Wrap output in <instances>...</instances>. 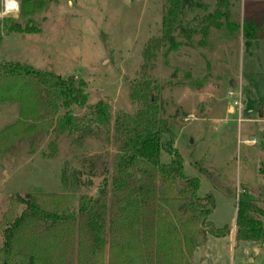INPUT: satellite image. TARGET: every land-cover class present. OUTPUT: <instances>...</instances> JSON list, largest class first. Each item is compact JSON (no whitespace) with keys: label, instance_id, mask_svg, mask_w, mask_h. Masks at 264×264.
<instances>
[{"label":"rangeland","instance_id":"1","mask_svg":"<svg viewBox=\"0 0 264 264\" xmlns=\"http://www.w3.org/2000/svg\"><path fill=\"white\" fill-rule=\"evenodd\" d=\"M4 1L0 59L83 80L86 104L71 111L92 122L86 134L61 131L64 109L55 114L41 107L35 117L22 118L17 102L0 104V264H5L1 228L24 208L15 204L16 194L34 193L55 209L76 207L82 195L99 197L106 187L103 200L111 201L120 141L113 123L96 122L94 108L102 101L114 118L134 115L137 82L167 121L187 175L200 178L198 194H213L209 220L231 230L208 234L190 264H264V244L235 241L242 183L264 198V0H190L178 6L171 24L165 23L173 7L169 0H40L25 15L22 0L13 12L5 11ZM217 10L223 16L207 19ZM245 21L260 24L258 39L244 37ZM156 38L162 45L146 62L145 45ZM169 158L162 154L163 161ZM52 253L57 263L77 264L70 242ZM104 263H111L108 246Z\"/></svg>","mask_w":264,"mask_h":264},{"label":"trees","instance_id":"2","mask_svg":"<svg viewBox=\"0 0 264 264\" xmlns=\"http://www.w3.org/2000/svg\"><path fill=\"white\" fill-rule=\"evenodd\" d=\"M169 2L174 8H170L166 24H171L178 6L190 0ZM41 3L22 0L21 13H32ZM216 14L223 16L217 10L207 19L216 21ZM259 31L258 22H244L246 39H258ZM162 40L147 42L146 62L155 56ZM87 97L86 83L74 76L0 59V104L17 102L22 118L35 117L41 107L55 114L64 109L58 117L59 129L86 134L92 120L74 115L71 107H83ZM133 97L138 108L132 116L123 113L114 118L110 106L102 101L94 108L96 122L113 123L120 141L111 176V201L103 200L106 187L99 197L82 195L76 207L55 209L44 206L34 193L16 194L15 204L24 208L1 228L5 264H56L51 260L52 250L64 241L76 247L77 264H105L107 246L110 264H190L208 234L223 236L231 231L216 228L209 220L215 198L213 194H198L200 178L187 175L174 135L153 109L147 88L137 82ZM164 152L170 156L168 161L162 160ZM195 165L214 181L213 173L202 162ZM260 172L264 177V166ZM236 224V243L264 244V198L255 196L246 183L236 196ZM57 264H62L61 260Z\"/></svg>","mask_w":264,"mask_h":264},{"label":"built area","instance_id":"3","mask_svg":"<svg viewBox=\"0 0 264 264\" xmlns=\"http://www.w3.org/2000/svg\"><path fill=\"white\" fill-rule=\"evenodd\" d=\"M10 1H11V0H5V1H4V8H5V11L13 12V11L17 10L18 7H17V8H11V7H9L8 5L10 4V3H9ZM14 3H15L16 5H18V3H17L16 0H14Z\"/></svg>","mask_w":264,"mask_h":264},{"label":"water","instance_id":"4","mask_svg":"<svg viewBox=\"0 0 264 264\" xmlns=\"http://www.w3.org/2000/svg\"><path fill=\"white\" fill-rule=\"evenodd\" d=\"M126 2H127V0H126ZM232 85L234 86L235 85V82L234 81H232ZM259 115L260 116H263V110H262V108H259ZM235 229H236V231H237V229H238V226H237V224H236V221H235ZM236 234V233H235Z\"/></svg>","mask_w":264,"mask_h":264},{"label":"clouds","instance_id":"5","mask_svg":"<svg viewBox=\"0 0 264 264\" xmlns=\"http://www.w3.org/2000/svg\"><path fill=\"white\" fill-rule=\"evenodd\" d=\"M8 6L11 8H17L18 7V5H16L15 3H10Z\"/></svg>","mask_w":264,"mask_h":264},{"label":"bare ground","instance_id":"6","mask_svg":"<svg viewBox=\"0 0 264 264\" xmlns=\"http://www.w3.org/2000/svg\"><path fill=\"white\" fill-rule=\"evenodd\" d=\"M9 3H14V0H11Z\"/></svg>","mask_w":264,"mask_h":264},{"label":"crops","instance_id":"7","mask_svg":"<svg viewBox=\"0 0 264 264\" xmlns=\"http://www.w3.org/2000/svg\"><path fill=\"white\" fill-rule=\"evenodd\" d=\"M231 237L233 238V234H231ZM234 239V238H233Z\"/></svg>","mask_w":264,"mask_h":264}]
</instances>
